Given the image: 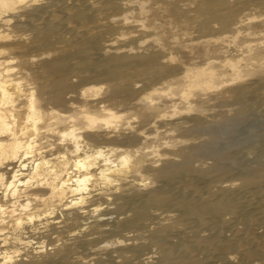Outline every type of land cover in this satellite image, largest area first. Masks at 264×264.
Masks as SVG:
<instances>
[{
	"label": "bare ground",
	"instance_id": "6f19581e",
	"mask_svg": "<svg viewBox=\"0 0 264 264\" xmlns=\"http://www.w3.org/2000/svg\"><path fill=\"white\" fill-rule=\"evenodd\" d=\"M236 106L264 117V0H0V264H264Z\"/></svg>",
	"mask_w": 264,
	"mask_h": 264
},
{
	"label": "rangeland",
	"instance_id": "374dc122",
	"mask_svg": "<svg viewBox=\"0 0 264 264\" xmlns=\"http://www.w3.org/2000/svg\"><path fill=\"white\" fill-rule=\"evenodd\" d=\"M231 115L229 117H234L237 114H243L245 118H241L240 122H237V125L231 126V130L229 126L225 127L226 133L222 134L223 140L219 143V148H232L237 158H244L245 154H249L248 152V144L257 143L261 138L264 137V117L258 115L259 113L253 109H249L247 112V108H242L239 106L232 107ZM252 111V112H251ZM247 117V118H246ZM245 121H243V120ZM262 121V122H261ZM239 125V126H238ZM238 126V127H237ZM233 127V128H232ZM229 129V132L227 131ZM228 133V134H227ZM226 134V135H225ZM262 140V139H261ZM223 143V144H222ZM223 145V146H221ZM226 145V146H225ZM221 146V147H220ZM247 147V148H246ZM221 148V149H224Z\"/></svg>",
	"mask_w": 264,
	"mask_h": 264
}]
</instances>
